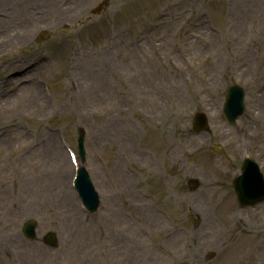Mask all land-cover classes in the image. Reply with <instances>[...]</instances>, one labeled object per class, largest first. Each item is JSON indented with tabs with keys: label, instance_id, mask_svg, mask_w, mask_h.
Returning <instances> with one entry per match:
<instances>
[{
	"label": "rangeland",
	"instance_id": "374dc122",
	"mask_svg": "<svg viewBox=\"0 0 264 264\" xmlns=\"http://www.w3.org/2000/svg\"><path fill=\"white\" fill-rule=\"evenodd\" d=\"M102 1L0 0L11 16L0 27V264H264V204L240 208L232 188L242 141L264 170V0H105L96 12ZM31 81L39 96L25 103ZM233 82L247 92L234 127L221 113ZM197 108L210 129L191 134ZM81 126L97 217L79 208L59 140L76 144ZM27 219L37 240L22 233Z\"/></svg>",
	"mask_w": 264,
	"mask_h": 264
},
{
	"label": "bare ground",
	"instance_id": "6f19581e",
	"mask_svg": "<svg viewBox=\"0 0 264 264\" xmlns=\"http://www.w3.org/2000/svg\"><path fill=\"white\" fill-rule=\"evenodd\" d=\"M242 7V6H241ZM1 22H0V27L2 26V25H4V24H6V21L4 20V19H1L0 20ZM8 23V22H7ZM5 27H7V25H5ZM260 33H264V32H260ZM203 35L204 36H207V40L206 41H212V39H213V37H214V35H213V33H207V32H204L203 33ZM20 36H22V35H20ZM239 50H240V48H239ZM34 82L32 81V84H30L28 87H24L23 88V91H22V94L24 95V98H23V101L26 103H29V102H32V101H34V100H36V99H34V96L36 95L37 97L39 96L38 95V89H37V87L33 84ZM22 89V86L20 87V89L19 90H21ZM21 92V91H20ZM35 92H36V94H35ZM13 97V96H12ZM11 97V98H12ZM10 98V99H11ZM10 99H8L7 101H6V103H8L9 102V100ZM48 145L45 147V149L46 150H48V151H51V147H50V143L48 142L47 143ZM56 148H57V146H56ZM61 153V152H60ZM63 157V156H62ZM115 172L117 171L118 172V168H115V169H113ZM63 202L65 203L66 202V207H67V209L69 210V211H75V208H74V206H75V199L73 198V196H72V193L70 192V191H65V195H64V198H63ZM227 207V206H226ZM228 208H230L229 207V205H228V207H227V209Z\"/></svg>",
	"mask_w": 264,
	"mask_h": 264
},
{
	"label": "water",
	"instance_id": "95a60500",
	"mask_svg": "<svg viewBox=\"0 0 264 264\" xmlns=\"http://www.w3.org/2000/svg\"><path fill=\"white\" fill-rule=\"evenodd\" d=\"M235 89H236V88H235ZM235 89H234V90H235ZM237 89H238V88H237ZM237 185H238V184H237ZM28 229H29V228H28Z\"/></svg>",
	"mask_w": 264,
	"mask_h": 264
}]
</instances>
